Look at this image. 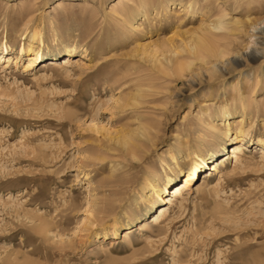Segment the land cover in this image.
Segmentation results:
<instances>
[{
	"label": "rangeland",
	"instance_id": "374dc122",
	"mask_svg": "<svg viewBox=\"0 0 264 264\" xmlns=\"http://www.w3.org/2000/svg\"><path fill=\"white\" fill-rule=\"evenodd\" d=\"M167 1L0 0L7 55L34 28L44 40L29 67L30 52L0 61V264H264V50L243 57L264 48V0ZM221 7L241 33L201 37ZM219 47L230 63L210 72ZM243 105L245 153L208 170L241 138ZM193 152L205 167L139 230Z\"/></svg>",
	"mask_w": 264,
	"mask_h": 264
},
{
	"label": "bare ground",
	"instance_id": "6f19581e",
	"mask_svg": "<svg viewBox=\"0 0 264 264\" xmlns=\"http://www.w3.org/2000/svg\"><path fill=\"white\" fill-rule=\"evenodd\" d=\"M216 1L217 0H207V1H205V3L203 5L204 6L206 5L207 7H209L210 5H214ZM167 2L170 3V5L175 3L173 0H168ZM176 4L180 5L179 8H182V10L187 11V10L191 9V11H193V12H198V9H194L193 4H192V0H187V1L180 0ZM251 9H252V6H248V10L250 11ZM199 10H200L199 12H201L202 15L205 14V11L203 9H199ZM227 14H228L227 9L221 7V10H220V13H219V16L217 19L211 21L209 24H205L202 27H200L199 30L201 33V37H203V36L205 37L206 35L208 36L211 34L213 35L214 32L223 33L222 35L228 36V37L229 36L232 37V35H236V34L241 33L242 28L240 25V18L236 16V18L234 19V22H232V23L225 22L226 20L224 21V18ZM1 44H2V46L0 48V61L5 60V57L7 56L8 58H7V62L5 64V65H7L8 63H10L12 61H17V58L19 56H21L23 53L30 52V53L26 54L27 55L26 67H29L30 65L35 64V62L37 60H39L40 57L42 56V54H43L42 48L44 46V40L40 34V31L38 29L34 28L31 32V34L28 36V39L26 40V44H25V42L20 44V46L17 48L16 53L8 54V55L6 54L7 50H12V47H10V48L7 47L6 37H5V40L1 41ZM254 44L260 45V46L264 45V40H262L260 42H254ZM230 45H231V43L229 45H226V46H230ZM223 46L221 45V47H223ZM71 48L65 49L67 55H69L72 52ZM219 48L218 49L216 48L214 50V52L217 55H220L222 57V60H221L222 64L220 66H218L217 64H212V66L206 68L210 72H215V71H217V69H224V67L228 66L230 63V59L226 55L227 50L226 49L221 50V48L220 49ZM263 50H264L263 46L261 48H258L257 46H255L252 48L250 53H245L243 57H244V59H247V58L255 59L256 57H258V55H260V53L263 52ZM68 58H69V56H68ZM49 62H50V64H56V62H54L52 59H50ZM50 67H52V66H50ZM257 76L258 75H256V78H257ZM241 109H242V111L240 110L241 116L239 117V120H238L239 124L235 130V137L240 136L241 138L240 139L238 138L237 143L235 145H233L228 152H226L225 154L220 156L218 159L212 161L209 164L210 168L208 167V170L210 169V170H213L214 172L220 171V167L224 166L229 159H234V161L237 162L240 159V157L245 153L246 146H245L244 141H246V137L249 133V130L248 129L245 130L244 125L242 124V120L244 118V115L246 114L244 105L241 107ZM230 115H231V113L228 111V109L226 107H222L220 109V116L225 117L226 126L230 125V122H229V118H230L229 116ZM213 128H215V127L213 126ZM229 131H230V128L228 127L225 131L226 136L229 134ZM136 133H138V132H136ZM140 133H143V132H140ZM124 141H126V143H127V140H123V142ZM257 148L259 150L258 152H260L259 156L264 158V146H258ZM193 154H194L193 155L194 156L193 164L190 166L189 171L185 175L182 176L180 181H178L177 183L170 186V188H167V186L169 185V178L167 177V182L163 186H161V188L158 189V191H157L158 198L163 203L162 204H160V203L156 204L157 207L155 208V210L153 211L151 216H149L146 220H144L140 224L139 230H141V231L151 230L152 226L155 223L159 222L164 217L165 213L167 212L168 207H166L165 204L166 203H173L175 201V199L181 197L184 194V192H186L188 190L189 186H191L193 184V178L195 177L198 170L201 169L203 166L205 167V161L202 158V156L199 153L196 154L193 152ZM174 167L177 169L179 168V166L177 164V165L173 166V168L171 166H169L168 169L174 170ZM211 174H212V172L209 173L208 176H210ZM151 181H152L151 175L145 177V184L141 185V187H140V192H141L140 201L144 200V196L142 193L144 191V188L147 185H152ZM208 185H209V181H208L207 177H204V179H202V182L199 184L198 189L203 190V189L207 188ZM165 192L167 195L163 196L162 194ZM116 232H117V229H115L114 233L116 234ZM128 235H129V232H126L124 234V237H128Z\"/></svg>",
	"mask_w": 264,
	"mask_h": 264
}]
</instances>
